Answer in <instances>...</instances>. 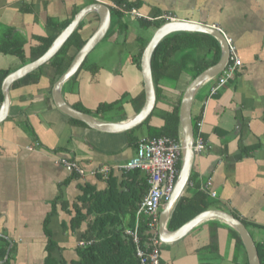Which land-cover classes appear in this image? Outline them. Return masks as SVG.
Wrapping results in <instances>:
<instances>
[{"label":"crops","instance_id":"obj_1","mask_svg":"<svg viewBox=\"0 0 264 264\" xmlns=\"http://www.w3.org/2000/svg\"><path fill=\"white\" fill-rule=\"evenodd\" d=\"M127 1L136 3L135 8L147 20L157 21L170 13L174 20L215 26L233 40L242 60L235 79L214 94L211 89L220 74L209 79L192 101V120L203 117L201 134L210 147L195 154L193 180L183 193L192 194L211 180L217 197L208 195L216 204L209 209L224 210L264 227V0ZM100 3L111 9L109 29L77 70L78 77L63 84L62 94L71 106L92 111L101 103L121 100L122 109L94 117L123 122L137 114L131 99L144 88L142 72L132 57L138 54L141 41L149 42L156 29L145 28L153 29L148 38L137 35L141 18L123 12L121 24H128V29L122 31L116 24L119 14L115 10H120L111 6L116 4L112 0H0V46L11 42L13 49L22 46L26 54L22 59L0 51V70L14 72L30 63L32 49L40 45L38 37H58L82 10L85 13L75 30L81 24L82 38L90 39L100 26L102 11L94 7ZM66 22L70 23L58 34ZM48 71L38 82L12 87L17 80L10 86L8 113L0 121V264H72L79 260L78 247L92 237H83L87 222L80 229H71L73 203L83 197L85 189L108 190L111 177L121 179L119 166L136 153L126 134L129 130L104 132L71 122L53 101ZM185 80L183 75L176 90L164 91L170 97L164 108L178 99ZM136 136H147L146 129L137 130ZM179 141L182 144L181 129ZM61 157L76 160L84 175L56 163ZM102 169L109 170L108 179ZM59 199L69 203L70 212L57 203ZM212 221H219L218 255L208 249L212 242L208 231L216 224ZM228 226L220 219H206L182 239L163 241L162 264H216L221 256L220 264H233L237 255L234 240L229 236V244H223L225 251L220 240L222 230L229 233ZM256 232L264 239L261 229Z\"/></svg>","mask_w":264,"mask_h":264},{"label":"trees","instance_id":"obj_2","mask_svg":"<svg viewBox=\"0 0 264 264\" xmlns=\"http://www.w3.org/2000/svg\"><path fill=\"white\" fill-rule=\"evenodd\" d=\"M112 1L119 6H124L127 10L137 6L136 3L127 0ZM115 12L119 14L116 24H120L122 31H126L128 29V24H121L124 13L118 10H115ZM165 22V19H159L157 21L147 20L146 18L140 19V25L143 28L153 26L154 29H157ZM69 23L70 22L64 23L57 31L58 34L61 29L65 28ZM81 28L80 24L68 38L64 46L48 63L18 80L12 87L38 82L39 77L46 73L47 68L50 69L47 74L50 76L52 87L57 79L68 69L77 52L86 43V39H83L81 36ZM111 28L110 32L112 31ZM55 38L56 36L38 37L40 45L32 49V54L29 58L30 61L43 55L52 45ZM147 44L148 40L141 41L138 54L132 57V59H135L134 63L139 71H141V56ZM0 51L15 54L22 59L26 57L24 50H22V46L13 49V44L11 42L0 46ZM221 53L222 50L219 40L213 35L203 32H174L166 36L160 42L152 57V72L157 95L156 108L152 115L142 125L126 132L130 137L129 141L132 142L136 148L140 140L136 136V132L140 128H145L147 136L150 137L168 136L176 140L180 139L179 111L184 90L189 83L204 70L217 64L220 60ZM25 62L27 61L25 60ZM83 67H85V64L81 69ZM10 72V70H0V106L4 100L1 89L2 81ZM78 74L79 71L66 82V85L75 80ZM183 75L187 80L184 82V88L181 89L178 99L169 107L164 108L163 106L170 103V97H168L164 91L176 90L177 84ZM49 97L52 100L51 96ZM144 102L145 93L144 88H142L141 93L131 99V104L135 113L140 112ZM122 104L123 102L121 100L112 103L104 102L99 104L95 111L79 105L72 106L92 116H97V114L100 113L122 109ZM126 117L127 116H125L124 119ZM70 121L82 126H87L83 121L71 117ZM198 121L199 118L193 121L195 135L198 130ZM181 165L182 159L180 158L177 163L178 171H180ZM121 174V179L119 181L118 179L110 178L108 190L99 193L94 190L90 191L85 189L83 190V197H80L78 202L73 203L72 206L75 214L70 222L71 229H80L83 223L87 222V229L83 237L84 239H89L91 235L92 239L90 243L86 242L78 247L77 252L80 259L74 261L72 264H140V260L135 253L132 237L126 235L125 230L135 225L136 211L149 189L148 177L145 171L141 169L122 171ZM190 180H193V176H191ZM197 188L198 189L192 194L185 191L179 198L172 209L167 223V228L169 230L173 231L178 229L197 214L210 207L216 206V204L209 199L205 191H202L199 187ZM57 203L61 204L63 207L67 206L64 208L67 212H70L68 208L69 203L67 201L59 199ZM212 222L216 224H212L208 231L210 239L212 240L208 249L218 255L217 229L219 227V221ZM242 222L248 228L249 222L244 219H242ZM261 228L264 229V227H260V229ZM140 232L143 239H146L150 235L144 221L140 224ZM229 233L230 237L234 240L237 253L236 259L233 260V264H249L247 253L239 233L232 227H229ZM47 235L50 245L53 246L54 242L50 232H47ZM255 243L258 249L260 264H264V239L255 240ZM221 260V257H217L216 264H220Z\"/></svg>","mask_w":264,"mask_h":264},{"label":"water","instance_id":"obj_3","mask_svg":"<svg viewBox=\"0 0 264 264\" xmlns=\"http://www.w3.org/2000/svg\"><path fill=\"white\" fill-rule=\"evenodd\" d=\"M96 10L102 11L101 22L99 29L94 35L86 41L82 48L77 52L73 61L71 62L68 69L57 79L51 90L53 101L56 107L66 114L68 117L83 121L89 127L104 131V132H122L133 129L143 124L153 113L157 105V95L153 79L152 72V57L155 49L160 42L169 34L174 32H203L216 37L221 44V57L217 64L207 68L196 78H194L189 85L186 87L180 103L179 120L181 129V141H182V165L178 173V179L175 190L171 198L166 202V206L161 215L160 223V239L163 242H173L182 239L193 227L200 224L206 219H220L230 227L235 229L244 244L248 263L249 264H260L258 249L255 243V239L251 235L249 229L242 222L240 218H237L232 213L219 209H207L195 217L187 221L185 224L180 226L176 230H167L166 221L169 215L182 196L183 191L190 180L192 172V166L194 163L195 152L193 149L194 143V127L192 120V101L199 87L206 81L215 76L219 75L224 68L227 66L230 60L229 44L227 42L225 34L217 27L212 25H206L203 23L184 21V20H170L163 23L156 29L152 38L146 45L141 56V72L144 84L145 102L140 110L134 117L123 121V122H105L97 119L96 117L80 111L71 106L63 97L62 86L67 82L80 68L84 60L87 58L89 52L99 43L104 37L111 23V9L107 4L94 5ZM104 8V10H103ZM85 13L82 10L76 18L55 38L49 49L34 61L20 67L8 74L2 82V92L4 100L0 107V121L4 119L8 113L10 104L9 90L10 86L17 80L23 78L27 74L37 70L42 65L50 61L64 46L68 38L75 31V28Z\"/></svg>","mask_w":264,"mask_h":264},{"label":"built area","instance_id":"obj_4","mask_svg":"<svg viewBox=\"0 0 264 264\" xmlns=\"http://www.w3.org/2000/svg\"><path fill=\"white\" fill-rule=\"evenodd\" d=\"M112 7L119 9L121 12H128L133 16L142 18L143 15L136 9L127 10L124 6L114 3ZM161 19L174 20L172 14L168 13L160 17ZM230 51V60L224 70L220 73L218 81L211 89V94L216 93L220 88L225 86L237 76L239 67L242 65L237 49L231 38H227ZM203 117L197 122V134L194 138L193 149L195 154H200L210 145L205 141L201 134V125ZM31 149L33 146L30 147ZM182 144L179 140L168 136H143L138 142L136 153L128 161L119 166L121 171H130L141 169L145 171L148 177L149 189L140 202L135 215V225L125 230L126 235L132 237L136 256L140 264H162V241L159 236L158 225L160 220V211L163 205L171 198L178 179L177 163L182 157ZM56 163L64 166L68 171L77 175H84L85 171L79 163L68 157L56 159ZM105 179L109 178V170L101 171ZM212 181L208 180L201 185V190L205 191L210 197H217V192L212 189ZM144 221L150 235L143 239L140 232V224ZM91 241V240H90ZM90 241H87V243ZM86 243L83 242L82 245Z\"/></svg>","mask_w":264,"mask_h":264},{"label":"rangeland","instance_id":"obj_5","mask_svg":"<svg viewBox=\"0 0 264 264\" xmlns=\"http://www.w3.org/2000/svg\"><path fill=\"white\" fill-rule=\"evenodd\" d=\"M152 30L153 29L147 31V30H145V28L142 27V29H140L138 31L137 35H140L142 37L148 38L154 33V32L152 33ZM247 222H249L248 229H249L250 233L253 235L254 239L255 240H260V235L256 232L258 228L260 229V226L255 225V223L253 221H247ZM261 231L264 232L262 228H261ZM221 235H222L221 238H220L221 247H222V250L225 251L226 249H225V246L223 244H227L229 242V236L230 235H229L227 230H222L221 231ZM226 254H227V252H226Z\"/></svg>","mask_w":264,"mask_h":264}]
</instances>
